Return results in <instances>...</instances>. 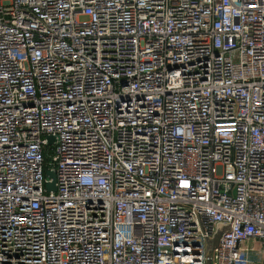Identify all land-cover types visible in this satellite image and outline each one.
<instances>
[{
    "label": "built area",
    "instance_id": "1",
    "mask_svg": "<svg viewBox=\"0 0 264 264\" xmlns=\"http://www.w3.org/2000/svg\"><path fill=\"white\" fill-rule=\"evenodd\" d=\"M0 264H264V0H0Z\"/></svg>",
    "mask_w": 264,
    "mask_h": 264
},
{
    "label": "water",
    "instance_id": "2",
    "mask_svg": "<svg viewBox=\"0 0 264 264\" xmlns=\"http://www.w3.org/2000/svg\"><path fill=\"white\" fill-rule=\"evenodd\" d=\"M48 139V141L49 142H52L53 140H54V138L53 137H48L47 138ZM47 176L49 177V178H53L54 179V174L52 173V172H48L47 173ZM47 189L48 190H50V189H55V187H54V183H49V184H47Z\"/></svg>",
    "mask_w": 264,
    "mask_h": 264
}]
</instances>
